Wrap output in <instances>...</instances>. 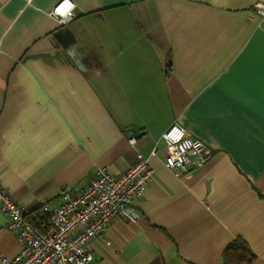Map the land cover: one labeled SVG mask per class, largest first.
<instances>
[{
	"label": "crops",
	"instance_id": "crops-1",
	"mask_svg": "<svg viewBox=\"0 0 264 264\" xmlns=\"http://www.w3.org/2000/svg\"><path fill=\"white\" fill-rule=\"evenodd\" d=\"M0 0V184L27 209L96 169L153 174L87 264H220L242 238L264 264V17L257 0ZM264 1V0H263ZM173 121L212 147L177 177L151 155ZM131 128L142 135L127 141ZM0 211V252L19 243Z\"/></svg>",
	"mask_w": 264,
	"mask_h": 264
},
{
	"label": "built area",
	"instance_id": "built-area-1",
	"mask_svg": "<svg viewBox=\"0 0 264 264\" xmlns=\"http://www.w3.org/2000/svg\"><path fill=\"white\" fill-rule=\"evenodd\" d=\"M31 2V0H26ZM55 3L50 16L62 24L75 17L74 6L67 0ZM257 15L264 17V1L254 5ZM66 9V10H65ZM157 138L149 153L156 155L158 145L164 149L163 165L180 177L199 168L212 156V147L187 133L173 121ZM134 145V136L128 137ZM153 174L147 157L136 153L135 160L119 174L100 167L73 186L61 188L58 201L41 207L50 228L40 233L27 219L29 209L10 197L0 184V211L7 217L6 229L15 236L19 250L13 256L0 252V264H87L92 260L90 241L101 237L112 217L136 221L138 212L132 200L139 198Z\"/></svg>",
	"mask_w": 264,
	"mask_h": 264
},
{
	"label": "trees",
	"instance_id": "trees-1",
	"mask_svg": "<svg viewBox=\"0 0 264 264\" xmlns=\"http://www.w3.org/2000/svg\"><path fill=\"white\" fill-rule=\"evenodd\" d=\"M47 203H42L29 209L28 221L40 232L45 233L50 228L47 216L41 207ZM220 264H254L255 254L242 238H236L222 251Z\"/></svg>",
	"mask_w": 264,
	"mask_h": 264
},
{
	"label": "water",
	"instance_id": "water-1",
	"mask_svg": "<svg viewBox=\"0 0 264 264\" xmlns=\"http://www.w3.org/2000/svg\"><path fill=\"white\" fill-rule=\"evenodd\" d=\"M142 133L143 132L139 131L138 128H131L130 132L128 133V137H130V136L138 137V136L142 135Z\"/></svg>",
	"mask_w": 264,
	"mask_h": 264
},
{
	"label": "snow or ice",
	"instance_id": "snow-or-ice-1",
	"mask_svg": "<svg viewBox=\"0 0 264 264\" xmlns=\"http://www.w3.org/2000/svg\"><path fill=\"white\" fill-rule=\"evenodd\" d=\"M66 8L70 7V5L67 4V0H65ZM66 10V9H65Z\"/></svg>",
	"mask_w": 264,
	"mask_h": 264
}]
</instances>
